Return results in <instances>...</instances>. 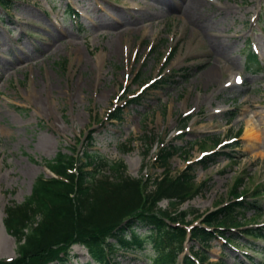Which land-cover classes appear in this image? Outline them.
<instances>
[{"label":"rangeland","instance_id":"374dc122","mask_svg":"<svg viewBox=\"0 0 264 264\" xmlns=\"http://www.w3.org/2000/svg\"><path fill=\"white\" fill-rule=\"evenodd\" d=\"M171 1L172 10L157 0L0 6V260L18 257V242L5 225L7 206L23 203L40 176H51L45 165L60 152L83 156L88 148L122 161L129 176L153 181L164 174L157 154L173 144L180 150L172 175L192 166L195 186H206L172 213L186 212L188 222L200 225L198 216L236 200V188L263 212L247 210L241 225L264 226V0H206L209 19L201 24L187 19V0ZM214 37L225 52L212 49ZM248 46L258 53L261 71L248 69ZM163 76L171 81L158 83ZM116 108L122 119L115 124L108 115ZM249 122L251 130L259 125L255 137L246 135ZM208 153L219 154L204 168L198 162ZM258 245L262 253L243 254L220 239L204 248L192 244L208 256L206 264H254L247 254L264 264V240ZM117 261L150 264L147 257L119 255ZM88 262L87 247L76 245L65 262L54 264Z\"/></svg>","mask_w":264,"mask_h":264},{"label":"trees","instance_id":"16d2710c","mask_svg":"<svg viewBox=\"0 0 264 264\" xmlns=\"http://www.w3.org/2000/svg\"><path fill=\"white\" fill-rule=\"evenodd\" d=\"M13 2L0 0V6L7 10ZM248 56L250 69L261 70L255 55ZM114 117L120 119L121 114ZM178 150L173 145L162 149L157 162L165 174L153 181L128 176L122 161L112 162L97 151L86 149L80 158L60 152L47 163L59 178L39 177L21 205L7 207L5 225L18 242V257L12 262L0 260V264L65 262L75 244L85 245L98 264H117L119 255L133 260L147 257L150 264H177L185 251L188 232L184 225L189 222L186 212L170 210L192 200L206 186H195L193 168L178 176L170 174V161ZM215 161L212 156L201 165L208 167ZM232 195L240 194L235 189ZM163 201L168 202L165 209L160 207ZM248 205L240 201L209 214L203 222L215 232L195 227L190 242L204 248L219 236L229 243L242 239L229 227L241 225L238 215ZM251 208L261 215L258 205ZM241 232L264 239V228ZM195 254L202 264L208 260L201 250ZM185 263L194 264L189 257Z\"/></svg>","mask_w":264,"mask_h":264},{"label":"bare ground","instance_id":"6f19581e","mask_svg":"<svg viewBox=\"0 0 264 264\" xmlns=\"http://www.w3.org/2000/svg\"><path fill=\"white\" fill-rule=\"evenodd\" d=\"M157 1L160 2L161 4L166 5L167 10H172V8H174V7H172V3H171L172 1L171 0H157ZM205 1L206 0H187L188 3L183 8V12L187 15V19H191L194 22L201 24L203 19H206V16H205L206 13L204 12L203 6H202V2H205ZM173 10H174V12H176L175 9H173ZM208 19L209 18H207L206 20H208ZM194 25H195V27H197V29L199 31H201L199 26H197L196 24H194ZM210 44H211L212 49L214 51L225 52L227 50V46L222 43V40L220 37L219 38L214 37L213 40L210 41ZM219 69H220L219 67L217 68L215 66L211 69V71H213V73H212L213 77L219 76V72H220ZM251 126H252V124L249 122L247 125L246 135L255 137L257 134H259V133H257V130H256L259 125H256L254 123L252 130L250 129ZM254 130H256V131H254ZM47 140H48V138H47Z\"/></svg>","mask_w":264,"mask_h":264}]
</instances>
